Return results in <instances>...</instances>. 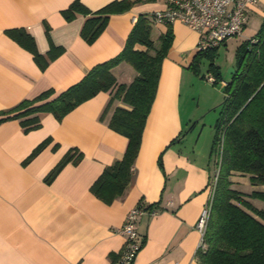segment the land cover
<instances>
[{"label": "crops", "instance_id": "crops-1", "mask_svg": "<svg viewBox=\"0 0 264 264\" xmlns=\"http://www.w3.org/2000/svg\"><path fill=\"white\" fill-rule=\"evenodd\" d=\"M72 1L0 0V112L45 89L58 93L80 81L93 65L121 51L140 13L151 14L164 6L163 0H144L111 14L89 44L80 36L85 16L66 20L61 13ZM80 1L95 10L111 0ZM254 14L264 16V0L249 7L246 19ZM168 27L173 40L161 64L130 183L111 201L90 190L104 167L122 156L127 143L126 136L107 124L113 108L122 105L120 100H114L101 118L110 91L98 92L60 120L42 113L40 126L27 131L18 118L0 122V264H108L118 258L124 244L118 228L138 204L155 212L140 215L135 223L142 245L134 264H199L194 254L201 236L195 223L209 198L214 133L207 151L199 152L189 138L193 117L182 96L183 85L193 75L188 65L198 32L180 21L154 22L151 35L154 32L157 38ZM10 28L28 32L43 55L51 44L63 51L41 69L32 54L7 35ZM112 72L118 83L125 84L135 75L124 61ZM47 137L49 143L23 163ZM70 148L81 152L79 161L68 162L51 182L45 181ZM249 176L233 171L232 186L245 193L264 192V185H252ZM247 200L264 209V200Z\"/></svg>", "mask_w": 264, "mask_h": 264}, {"label": "trees", "instance_id": "trees-1", "mask_svg": "<svg viewBox=\"0 0 264 264\" xmlns=\"http://www.w3.org/2000/svg\"><path fill=\"white\" fill-rule=\"evenodd\" d=\"M141 1L144 0H111L92 10L80 0H73L61 13L66 20H72L77 14L85 16L80 36L91 44L103 31L111 14L125 12ZM153 23L151 14L140 13L121 51L93 65L80 81L58 93L52 88L45 89L0 112V122L18 118L27 131L40 126L42 113L50 112L60 120L98 92L110 91L101 118L114 100H120L122 105L113 108L107 124L112 130L126 136L127 143L122 156L104 167L90 186L93 194L107 202L121 195L130 183L131 167L138 154L145 121L155 98L161 64L173 40L170 27L154 40L151 37ZM45 31L48 35V27ZM5 32L32 54L41 69L63 51L62 47L51 44L47 54L43 55L37 50L33 37L23 28H10ZM136 45L143 48H137ZM239 48L243 50L237 51V67L230 80L224 81L222 85L226 95L214 124L211 144L213 164L221 135L223 142L221 154L216 160L218 175L203 234L205 248L198 247L194 254L199 264H264V209L255 207L247 200V197L264 200V192H242L232 186L230 179L231 173L238 171L248 173L252 185H264V16L256 33L244 40ZM211 50H195L188 67L198 73L199 58L208 55ZM122 61L130 64L135 71L128 84L118 83L112 72V68ZM212 65L210 62L207 71H211ZM215 74L218 76L217 70ZM49 141V137L41 141L23 163L30 161ZM80 158L81 152L70 148L44 180L51 182L65 164L70 161L75 163ZM146 208L152 209L150 206Z\"/></svg>", "mask_w": 264, "mask_h": 264}, {"label": "built area", "instance_id": "built-area-1", "mask_svg": "<svg viewBox=\"0 0 264 264\" xmlns=\"http://www.w3.org/2000/svg\"><path fill=\"white\" fill-rule=\"evenodd\" d=\"M164 6L151 13L154 22L170 23L180 21L190 29L198 32L196 51H206L217 48L227 37L239 35L246 21L249 7L256 0H163ZM208 72V71H207ZM207 81L213 83L212 74H204ZM224 83V82H223ZM223 135L220 136L214 153V171L208 182L209 198L201 208L195 228L200 233L197 248L204 249L203 234L210 212L211 197L218 175V160L222 148ZM154 209H148L142 204L130 208L123 224L118 231L124 235L123 247L117 259L108 264H134L135 257L142 245L135 223L144 213L154 214Z\"/></svg>", "mask_w": 264, "mask_h": 264}, {"label": "rangeland", "instance_id": "rangeland-1", "mask_svg": "<svg viewBox=\"0 0 264 264\" xmlns=\"http://www.w3.org/2000/svg\"><path fill=\"white\" fill-rule=\"evenodd\" d=\"M262 17L254 14L250 19H246L242 32L239 35L227 37L215 50H211L208 55L199 58L198 73L192 71L191 79L183 85L182 96L185 98V109L192 114L189 128V138L199 152L207 151V142L211 140L214 133V124L219 116L221 103L225 97L222 87L223 82L230 80L231 69L237 67L236 54L240 44L252 37L259 29ZM151 37L156 40L154 32ZM212 62L211 71L207 72L209 63ZM218 72V76L215 74ZM212 74L216 82L211 83L203 77V74ZM190 127V126H189ZM193 129V131H192ZM243 189V186H238Z\"/></svg>", "mask_w": 264, "mask_h": 264}, {"label": "water", "instance_id": "water-1", "mask_svg": "<svg viewBox=\"0 0 264 264\" xmlns=\"http://www.w3.org/2000/svg\"><path fill=\"white\" fill-rule=\"evenodd\" d=\"M234 70L233 69H231V72H233Z\"/></svg>", "mask_w": 264, "mask_h": 264}]
</instances>
